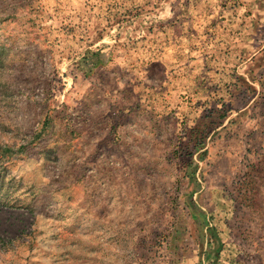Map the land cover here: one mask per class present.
Listing matches in <instances>:
<instances>
[{
  "label": "rangeland",
  "instance_id": "1",
  "mask_svg": "<svg viewBox=\"0 0 264 264\" xmlns=\"http://www.w3.org/2000/svg\"><path fill=\"white\" fill-rule=\"evenodd\" d=\"M0 264H264V0H0Z\"/></svg>",
  "mask_w": 264,
  "mask_h": 264
}]
</instances>
